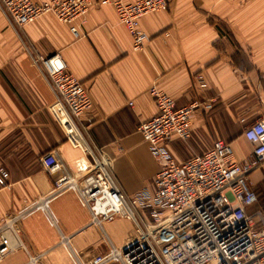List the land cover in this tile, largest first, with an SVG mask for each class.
Instances as JSON below:
<instances>
[{"label":"crops","instance_id":"0c3cea01","mask_svg":"<svg viewBox=\"0 0 264 264\" xmlns=\"http://www.w3.org/2000/svg\"><path fill=\"white\" fill-rule=\"evenodd\" d=\"M91 1L78 37L52 13L23 28L0 14V167L12 178L0 188V227L8 215L21 214L12 234L19 247L0 264H32L33 254H41L37 264H75L61 238L77 245L78 233L90 224L88 208L73 191L53 196L46 210L32 208L52 191L40 162L44 153L55 152L78 176L91 160L66 141L49 112L53 92L34 55L58 53L82 82L91 107L78 123L88 144L111 158L114 179L128 196L151 188L159 169L138 130L157 113L152 86L177 107L201 103L189 137L173 136L167 143L178 162L203 155L217 140L229 143L240 163L252 157L243 130L264 120V0H167L165 10L140 18V29L151 36L142 50H133L115 0ZM249 183L258 197L254 209L264 207V166L249 174ZM104 228L115 246L134 236L133 223L122 217Z\"/></svg>","mask_w":264,"mask_h":264},{"label":"built area","instance_id":"2783aa9c","mask_svg":"<svg viewBox=\"0 0 264 264\" xmlns=\"http://www.w3.org/2000/svg\"><path fill=\"white\" fill-rule=\"evenodd\" d=\"M101 4L109 3L100 0ZM118 20L132 38L133 50H142L151 36L140 29L142 16L167 8V0L111 2ZM91 0H0V14L15 27L23 28L46 13H52L80 36ZM32 62L48 82L54 96L48 109L62 128L66 141L90 156L86 171L78 176L67 170L55 152H46L40 162L49 177L52 191L32 204L46 210L51 198L73 191L90 212L88 228L78 233L80 242L69 237L75 264H264V207L255 208L258 197L249 183V174L264 166V120L254 121L243 130L253 144L252 157L238 162L232 146L214 142L203 155L178 162L167 149L169 140L190 135L191 118L201 106L193 101L177 107L172 97L152 86L157 113L143 121L138 130L158 162L152 187L126 195L116 183L111 158L96 152L86 141L79 117L91 107L81 81L66 70L56 53L49 57L34 55ZM198 80L202 82L199 77ZM82 182V183H81ZM12 178L0 167V188L9 187ZM21 214H11L0 227V260L19 247L13 241ZM117 217L133 223L134 236L115 246L104 224ZM41 254L30 257L32 264Z\"/></svg>","mask_w":264,"mask_h":264}]
</instances>
